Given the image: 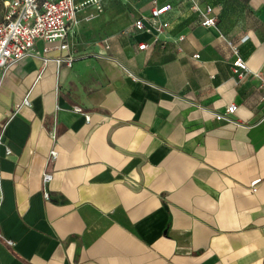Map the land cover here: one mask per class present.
I'll use <instances>...</instances> for the list:
<instances>
[{
    "label": "crops",
    "instance_id": "obj_1",
    "mask_svg": "<svg viewBox=\"0 0 264 264\" xmlns=\"http://www.w3.org/2000/svg\"><path fill=\"white\" fill-rule=\"evenodd\" d=\"M155 1L165 47L138 49L153 0H100L68 49L38 39L7 72L0 264H264V0H196L209 28L192 0ZM230 104L237 124L212 113Z\"/></svg>",
    "mask_w": 264,
    "mask_h": 264
},
{
    "label": "built area",
    "instance_id": "obj_2",
    "mask_svg": "<svg viewBox=\"0 0 264 264\" xmlns=\"http://www.w3.org/2000/svg\"><path fill=\"white\" fill-rule=\"evenodd\" d=\"M154 5L151 7L147 17H141L134 23V27L139 31H147L153 34L151 43L142 42L138 45L139 50H148L151 47L161 45L165 47L169 38H161L165 32L166 24L160 23L159 19L170 10L169 4ZM97 5L100 8V0H6L5 15L0 23V88L4 78L10 68L28 56L38 55L35 53V44L38 39L47 42H60V49H68V36L75 23V15L78 10L88 5ZM191 8L200 14V23L204 27H215L218 17L210 5L202 7L198 1L192 0ZM149 23V26L146 24ZM154 32V33H153ZM184 36H179L174 42H180ZM48 50V48L46 49ZM200 60L199 53L193 56ZM43 64L46 65L49 58L42 57ZM57 64L65 62L72 64L74 57L55 59ZM248 70L246 62L237 58L234 62L233 71L239 79L246 76ZM257 77L261 78L258 74ZM262 101L264 102V78H262ZM76 111H81L79 107H74ZM238 110L237 104H230L224 112L212 111L214 117L219 121L238 123L233 119ZM89 118V117H87ZM51 156H56L52 151ZM51 175L45 173L43 180L47 183ZM47 197L48 194L45 193Z\"/></svg>",
    "mask_w": 264,
    "mask_h": 264
},
{
    "label": "rangeland",
    "instance_id": "obj_3",
    "mask_svg": "<svg viewBox=\"0 0 264 264\" xmlns=\"http://www.w3.org/2000/svg\"><path fill=\"white\" fill-rule=\"evenodd\" d=\"M3 0H0V18L3 15V7H2Z\"/></svg>",
    "mask_w": 264,
    "mask_h": 264
}]
</instances>
